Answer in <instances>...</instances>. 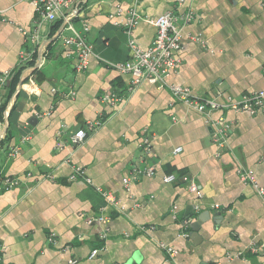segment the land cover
<instances>
[{
	"label": "crops",
	"instance_id": "1",
	"mask_svg": "<svg viewBox=\"0 0 264 264\" xmlns=\"http://www.w3.org/2000/svg\"><path fill=\"white\" fill-rule=\"evenodd\" d=\"M116 4L128 7L130 0H78L68 12L76 28H89L92 55L78 71L73 51L63 45L64 19L41 20L28 0H0V72L11 78L35 33L39 42L25 74L40 88L38 96L29 95L21 71L4 108L7 84L3 90L0 186L5 177L18 180L11 189L0 188L4 261L166 264L169 246L175 264H264V200L239 177L240 170H251L264 186V112L202 113L145 80L131 89L130 74L110 66L130 55L123 28L108 17ZM137 10L141 20L132 38L143 49L156 34L146 19L166 11L193 14L179 24L181 61L168 83L219 102L264 89V0H141ZM105 92L121 100L102 102ZM219 116L228 125L222 149L213 142ZM88 121L99 124L89 130ZM80 128L84 140L71 145L69 136ZM145 137L148 148L139 146ZM176 147L181 150L174 153ZM12 148L17 153L10 157ZM145 166H153L154 174L125 188L123 178ZM75 167L91 184L69 178ZM169 173L175 181L163 182ZM184 220L188 237L182 236ZM95 248L99 252L90 258Z\"/></svg>",
	"mask_w": 264,
	"mask_h": 264
},
{
	"label": "built area",
	"instance_id": "2",
	"mask_svg": "<svg viewBox=\"0 0 264 264\" xmlns=\"http://www.w3.org/2000/svg\"><path fill=\"white\" fill-rule=\"evenodd\" d=\"M34 7V11L38 14L41 20L48 22H54L57 19H64L65 23L63 29L68 33L63 36V45L71 49L76 58V70L83 71L87 68L89 58L92 55L91 45L86 41L85 33L88 31V26L82 24L81 28H76L72 23L71 15L68 12L77 4L78 0H28ZM141 0H130V5L124 7L121 4H116L114 10L108 14V17L113 21V24L121 26L124 33L127 36V46L130 51L129 58L120 63L110 64L112 68L120 73H128L131 76L130 88L139 84L141 81H147L158 88H166L169 90L172 97L186 106L198 111L207 112L213 110H228L247 112L249 114H255L257 112H264V89L253 92L250 94H243L238 99L228 97L225 101L219 102L214 97L202 96L193 93L190 88L186 86H180L177 84H170L166 81V78L175 73L179 64L180 56L179 51L181 49V33L180 23L185 24L193 18L191 11L178 14L172 11H166L159 15L155 19H146L156 28V34L147 48L143 49L137 45L134 38H132V30L141 20V15L138 13L137 6ZM182 1V0H180ZM1 12V11H0ZM39 37L34 34H29V41L33 46L31 49L21 52L18 59V69L22 71L23 87L29 95L38 96L40 94V88L34 83L29 74H25L31 61L34 60L35 49L38 46ZM264 73V64H263ZM10 79L9 72H0V105L3 102V90ZM221 93H217L220 95ZM102 102L110 105H116L121 96L116 92H105L100 96ZM11 101L8 102L7 107L4 109V115L6 117L10 108ZM48 113V112H47ZM1 115V111H0ZM98 122H87L89 130L98 126ZM215 131L213 133V142L218 149L225 147L226 133L228 125L225 122L223 116H219L215 121ZM0 129H4V123L0 120ZM3 132V131H2ZM1 134L0 139L3 137ZM86 136V131L82 128L76 130L69 136L71 145H78ZM26 139V137H23ZM139 146L144 148L149 147V139L145 137L142 139ZM180 147H176L173 152H179ZM17 153V148H12L7 153L12 157ZM153 166H145L141 168L133 169L129 175L123 178V185L128 188V185L139 176H152L154 174ZM77 177L84 178L85 181L91 184V180L85 176V170L81 167H75L69 178L71 180ZM239 177L241 181L251 185L256 194L264 200V186L260 185L253 175L251 170H240ZM176 176L174 173L165 174L162 176V180L165 183L175 181ZM182 179L189 180L187 176H183ZM1 189L7 190L18 185V180L15 178L5 177L2 179ZM190 190L200 195L196 185L190 182ZM105 200L114 202V197L108 191L103 190L101 187H96ZM171 216L177 217V206H172ZM99 221L106 223L107 219L100 216ZM188 222L184 220L182 226L184 232L182 236L188 237ZM167 255L166 264H175L174 256L175 250L172 247L164 246ZM4 245L0 243V264H7L3 257ZM99 252L98 248H95L90 253V258L96 256ZM239 254V253H238ZM76 259L69 260V264H75Z\"/></svg>",
	"mask_w": 264,
	"mask_h": 264
},
{
	"label": "trees",
	"instance_id": "3",
	"mask_svg": "<svg viewBox=\"0 0 264 264\" xmlns=\"http://www.w3.org/2000/svg\"><path fill=\"white\" fill-rule=\"evenodd\" d=\"M20 74H21V69H17V71L11 76L9 83H7L8 88H9V93H8V96H6L5 104L3 105V108L6 105V102L8 101V99L10 98V92L14 89V87H15L18 79H19Z\"/></svg>",
	"mask_w": 264,
	"mask_h": 264
},
{
	"label": "water",
	"instance_id": "4",
	"mask_svg": "<svg viewBox=\"0 0 264 264\" xmlns=\"http://www.w3.org/2000/svg\"><path fill=\"white\" fill-rule=\"evenodd\" d=\"M34 68H36V67H34ZM20 85H21V82H20ZM4 132H5V126H4V129H3V134H4ZM200 224V222L199 221H197V222H195V223H192L191 224V227L194 229V230H197V226Z\"/></svg>",
	"mask_w": 264,
	"mask_h": 264
}]
</instances>
